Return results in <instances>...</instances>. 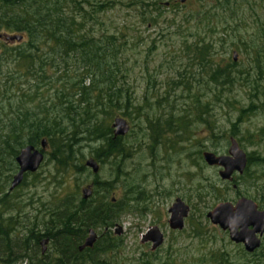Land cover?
I'll list each match as a JSON object with an SVG mask.
<instances>
[{"label": "rangeland", "instance_id": "1", "mask_svg": "<svg viewBox=\"0 0 264 264\" xmlns=\"http://www.w3.org/2000/svg\"><path fill=\"white\" fill-rule=\"evenodd\" d=\"M96 1L86 0L82 11L91 13ZM199 1L169 0L168 6L163 4L158 12L146 15L154 19L149 23H142V17L135 10L119 5L101 14L100 22H87L84 31L94 37L99 30L120 31L125 35L124 52L117 59L119 76L117 74L115 84L128 91L130 107L124 111V116L120 114L123 110H117L115 117L107 122L111 136L114 119L122 118L130 126L129 132L119 137L125 152L98 163V173L92 174L85 162L95 159L96 151L103 147L104 141L87 135L78 136L75 157L69 168L58 165L51 157L53 148L46 143L44 161L37 172L25 175L22 183L9 192L18 167L15 159L12 162L0 149V203L3 195L9 196L7 205H0V219L7 222L13 241L10 250L0 246V264H27L22 259L25 248L31 257L53 260L55 252L48 237L41 238V241L47 240L44 253L39 244L34 254L30 231L45 234L52 213L61 210L63 200L69 196L77 203L86 188L90 189L92 197L101 188L95 183L106 184L103 186L107 192H97V196H93L102 195L107 201L118 204L119 217L104 232L119 238L122 244L117 252L104 255L109 264H159L168 259L178 264H214L212 258L219 253L226 254L235 264H264V238L258 250L246 254L241 245L229 241L227 232L211 225L206 218V214L218 204H234L242 197L264 210V191L261 190L264 179L262 182L260 174L254 177L260 181L248 183V177L243 176L244 169L241 175L234 173L230 182H224L218 176L221 169L210 167L203 160V154L207 152L216 156L227 155L231 139L246 156L264 158V97L258 95L251 103L250 94L255 85L248 86L247 83L255 78L258 70L253 59L248 57V49L242 48L237 56L232 69L235 82L223 87L211 85L208 63L201 68V61L191 51H186L188 45L195 40L201 41L203 37L205 44L213 46V61L222 66L234 64L233 48L230 47L233 35L223 39L220 34L207 30V21L203 18L206 13L212 17L219 6L214 0ZM245 1L255 7L256 0ZM258 1L264 7V0ZM256 11L259 22L251 19L246 10L239 16L242 27L237 38L246 41V45L264 19V10L261 16L259 10ZM197 14L202 15L203 20ZM4 34L0 31V41L6 43ZM260 60L263 65L264 57ZM47 69V73H52L51 78L34 93V104L26 107L35 115L40 113L36 108L39 103L47 109L58 104L57 110L48 113H59L61 104L55 97L60 94V98L66 97L67 93L71 101L78 100V97H71L72 92L65 90L67 79L80 73L77 66L69 62L66 76L60 68L48 66ZM14 71H17L14 77L19 76L16 64L4 63L2 66L0 95L9 97L16 90L14 86L10 90L8 86L7 90L1 87L6 73ZM19 82H24L21 88L25 94L35 92L33 81L19 78L16 87ZM250 104L253 111L246 112L238 121L240 110H247ZM14 110V105L8 108L7 104L0 102V114L4 113L0 117L5 120ZM232 125L236 127L235 136L232 135ZM36 148H40V143ZM12 164L16 167L13 171ZM243 177L245 180L241 179ZM176 199L189 208L181 231H172L168 227V210ZM154 227L161 232L164 242L152 252L151 244H142L141 239L149 228ZM95 233L99 239L101 232L96 230Z\"/></svg>", "mask_w": 264, "mask_h": 264}, {"label": "trees", "instance_id": "2", "mask_svg": "<svg viewBox=\"0 0 264 264\" xmlns=\"http://www.w3.org/2000/svg\"><path fill=\"white\" fill-rule=\"evenodd\" d=\"M167 1L169 0H97L92 5L91 13H86L82 11L86 0H0V31L5 32L6 36L13 34L22 36V41L16 47L15 42L11 44L0 41L3 45V49L0 50V70L4 63H10L16 64L19 72L17 77H14L17 71L6 73V80L1 85L5 90H7L6 86L9 90L13 86L16 88L9 97L0 95V102L7 104L8 108L15 106V110L8 115L9 118L5 120L0 117L1 151H5L13 162L23 147L28 145L36 147L44 139L53 148L51 157L59 166L69 168L70 162L75 157L74 146L78 142L76 138L87 135L104 141L103 147L96 151L95 162L102 163L107 158L123 155L125 146L120 144L121 138L111 136L107 122L115 117L117 110L119 112L123 110L120 114L124 116V111L130 107L131 99L128 91L122 90L121 86L117 87L115 84L117 74L119 76L117 59L124 52L125 35L120 31L108 33L99 30L98 35L94 37L92 33L85 32L84 28L87 22H100V15L116 9L117 5L123 6L124 9L135 10L138 16L142 17V23L153 22V17L146 15H149V12H158L163 4L168 6ZM180 1L188 2V0ZM214 1L219 6L213 11L215 16L202 13L205 15L204 20L207 21L206 29L220 34L223 39L232 34L233 40L230 41L232 51L238 54L241 53L242 48L250 51L248 57L253 59L258 70L255 78L247 83L248 86L255 85L250 94L253 103L252 100H257L258 95L264 97V84H260L264 83V64L262 65L260 60L264 57V19L256 35L250 36L246 45V41L237 38L242 27L239 16L246 10L251 19L255 18L259 22L256 10H259L261 16L264 10L263 3L256 0L255 7H251L245 0ZM202 15L197 14V17L202 19ZM202 20L199 19V22H203ZM200 40H195L191 46L188 45L186 51H191L194 57L201 61V68L206 62L208 63L211 70L210 84L220 87L233 85L235 80L232 69L236 64L222 66L221 63H216L211 58L213 46L210 43L205 44L203 37ZM48 49L49 53H47ZM69 62L77 66V71L80 73L77 75L74 73L72 78L67 79L65 90L72 92L71 97H78V100L71 101L67 93L66 97L60 98L61 94L56 96L55 99L61 104L56 115H49L48 112L57 110L58 104L47 109L39 103L36 107L40 112L39 115L26 109L28 105L34 104L36 100L33 98L34 93L51 78L52 73H47V67L60 68L66 76L69 73L67 70ZM19 78L33 81L32 87L35 92L25 94L21 88L24 82H19L16 87L15 82ZM252 111L253 107L250 104L247 110H240L237 120L240 121L246 112ZM232 126V135L235 136L236 127ZM15 169V164H12V171ZM243 174L244 177H248L246 180L248 183L260 181L254 178L257 174L261 175L263 182L264 158L247 155V165ZM244 177L241 179L245 180ZM98 184L101 188L97 192H107L104 188L106 184L95 183ZM261 190L264 191V185ZM93 195L87 200L80 199L77 203L72 202L69 196L66 197L61 210L52 213L45 234L30 231V239L35 247L32 250L34 254L41 238L48 237L55 252L53 260L31 257L32 254L27 255L25 248L23 261L26 260L27 264H109L104 259V255L117 252L122 244L119 238L104 232L118 219V204L112 200L107 201L105 196ZM8 197L6 194L1 197L2 207L7 205ZM8 227L7 222L0 219V246L4 250H10V245L13 244ZM89 230L100 231V237L96 239L92 248L79 252L78 248L83 244ZM212 262L235 264L224 253L213 257ZM159 264L178 263L168 259Z\"/></svg>", "mask_w": 264, "mask_h": 264}, {"label": "water", "instance_id": "3", "mask_svg": "<svg viewBox=\"0 0 264 264\" xmlns=\"http://www.w3.org/2000/svg\"><path fill=\"white\" fill-rule=\"evenodd\" d=\"M3 39L9 43H19L22 41L21 35H3ZM234 62L237 60V53H232ZM113 138L123 137L130 128L127 122L122 118H116L112 123ZM46 141H40V148L28 145L23 147L15 158L18 167L17 172L13 175L9 192L16 189L21 183L25 175L37 172L44 161V149ZM203 160L210 167H218L221 170L218 176L221 181L230 182L234 173L241 175L247 165L246 154L239 148L234 139L230 140V147L227 155L216 156L213 153H204ZM85 167L90 169L92 174H97L99 165L93 159L85 162ZM91 196L89 188L82 190V199L87 200ZM189 212L181 200L177 199L169 208L168 227L172 231H181L184 227V220ZM206 218L213 226H217L221 231L228 233V239L235 245H241L247 254H252L259 249L261 238L264 236V210H258L257 205L250 199L239 198L234 204L220 203L206 214ZM97 239V235L93 230H89L83 244L78 248L79 252L84 249L93 247ZM164 242L163 235L157 228H149L142 236L141 243L151 244V251L157 250ZM47 240H42L40 245L41 251L44 253V246Z\"/></svg>", "mask_w": 264, "mask_h": 264}, {"label": "flooded vegetation", "instance_id": "4", "mask_svg": "<svg viewBox=\"0 0 264 264\" xmlns=\"http://www.w3.org/2000/svg\"><path fill=\"white\" fill-rule=\"evenodd\" d=\"M127 124H128V123H127ZM129 128H130V126H129ZM176 200H177V199H176ZM263 238H264V237H263ZM263 238H262V239H263Z\"/></svg>", "mask_w": 264, "mask_h": 264}]
</instances>
